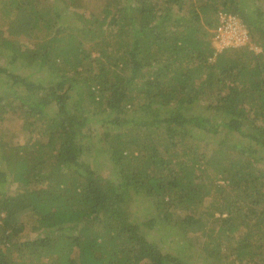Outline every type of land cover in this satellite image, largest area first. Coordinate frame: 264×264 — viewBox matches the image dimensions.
<instances>
[{
  "label": "trees",
  "instance_id": "1",
  "mask_svg": "<svg viewBox=\"0 0 264 264\" xmlns=\"http://www.w3.org/2000/svg\"><path fill=\"white\" fill-rule=\"evenodd\" d=\"M0 264H264V0H0Z\"/></svg>",
  "mask_w": 264,
  "mask_h": 264
},
{
  "label": "rangeland",
  "instance_id": "2",
  "mask_svg": "<svg viewBox=\"0 0 264 264\" xmlns=\"http://www.w3.org/2000/svg\"><path fill=\"white\" fill-rule=\"evenodd\" d=\"M113 17L114 16H111L109 20L107 19V27H106L107 32L105 31V33H102V36L105 35V34H108V29L107 28H108V25H109L110 28L113 25V22H112ZM230 27L232 28V30L228 29V28H220L218 30V32L220 33V35L223 38H227L226 42L230 44V47L238 48V46L243 44V41H241V40L246 37V31L237 28L234 24L230 25ZM165 241H166V239H164L162 244H164Z\"/></svg>",
  "mask_w": 264,
  "mask_h": 264
},
{
  "label": "clouds",
  "instance_id": "3",
  "mask_svg": "<svg viewBox=\"0 0 264 264\" xmlns=\"http://www.w3.org/2000/svg\"><path fill=\"white\" fill-rule=\"evenodd\" d=\"M232 24H234L239 29H240V27H243L241 25V22L237 18H235V17L233 18L231 16H223V15L221 16L220 24L217 27V29H215V31H214V34H215L214 40L217 41V48L219 50L229 48L230 47V44L226 42L227 41V38H223L220 35V33L218 32V30L220 28H228V29H231L232 30V28L230 27V25H232ZM243 29L246 31V28L245 27H243ZM241 41H244V42L240 46L248 45L247 32H246V37L244 39H242ZM240 46H238V47H240ZM253 49L255 51H258V49H256V48H253Z\"/></svg>",
  "mask_w": 264,
  "mask_h": 264
},
{
  "label": "water",
  "instance_id": "4",
  "mask_svg": "<svg viewBox=\"0 0 264 264\" xmlns=\"http://www.w3.org/2000/svg\"><path fill=\"white\" fill-rule=\"evenodd\" d=\"M241 30H244L243 27H240ZM245 31V30H244Z\"/></svg>",
  "mask_w": 264,
  "mask_h": 264
},
{
  "label": "built area",
  "instance_id": "5",
  "mask_svg": "<svg viewBox=\"0 0 264 264\" xmlns=\"http://www.w3.org/2000/svg\"><path fill=\"white\" fill-rule=\"evenodd\" d=\"M244 42V41H243Z\"/></svg>",
  "mask_w": 264,
  "mask_h": 264
}]
</instances>
